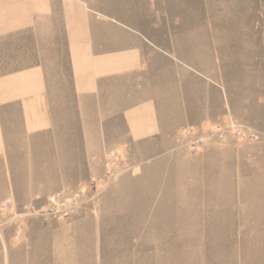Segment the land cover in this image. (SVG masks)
<instances>
[{
    "label": "rangeland",
    "instance_id": "rangeland-1",
    "mask_svg": "<svg viewBox=\"0 0 264 264\" xmlns=\"http://www.w3.org/2000/svg\"><path fill=\"white\" fill-rule=\"evenodd\" d=\"M156 9L166 48L154 81L134 92L156 101L159 134L128 137L117 111L133 90L121 78L95 115L79 110L65 52L48 67L52 89L64 91L59 139L24 145L18 121L0 163V206L9 201L0 255L17 264H264V0H155ZM84 121L106 123L105 141L99 131L85 140Z\"/></svg>",
    "mask_w": 264,
    "mask_h": 264
},
{
    "label": "crops",
    "instance_id": "crops-1",
    "mask_svg": "<svg viewBox=\"0 0 264 264\" xmlns=\"http://www.w3.org/2000/svg\"><path fill=\"white\" fill-rule=\"evenodd\" d=\"M162 48L166 47L161 46L155 0H0V163L9 161L18 121L24 145L36 137L59 139L63 123L55 114L65 106L64 91L52 89L48 67L59 65L65 52L71 95L79 110L90 107L95 115L106 91L121 78L133 90L129 102L117 111L128 137H157L161 122L156 101L137 97L134 91L142 82L154 81V57ZM54 94L62 102H55ZM104 124L84 121V139L89 142L99 131L105 141ZM6 167L5 176L10 173ZM9 193L6 184L2 194ZM11 254L1 251V264H17Z\"/></svg>",
    "mask_w": 264,
    "mask_h": 264
},
{
    "label": "built area",
    "instance_id": "built-area-1",
    "mask_svg": "<svg viewBox=\"0 0 264 264\" xmlns=\"http://www.w3.org/2000/svg\"><path fill=\"white\" fill-rule=\"evenodd\" d=\"M107 155H108V157H112V158H114V151H109V152H107L106 156H107ZM106 162H107L106 164H107L108 166L112 165V167H113V165L115 164V163H113L112 159H111V160H107ZM108 170H111V168L108 167ZM8 203H9V201H6L2 206H0V208H1V209L6 208V207L8 206V205H7ZM53 205H55V204H53ZM56 210H57V207H55V208H51V211H56Z\"/></svg>",
    "mask_w": 264,
    "mask_h": 264
}]
</instances>
